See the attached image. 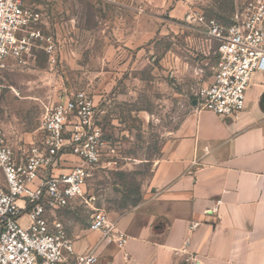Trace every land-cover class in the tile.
<instances>
[{"label":"rangeland","instance_id":"1","mask_svg":"<svg viewBox=\"0 0 264 264\" xmlns=\"http://www.w3.org/2000/svg\"><path fill=\"white\" fill-rule=\"evenodd\" d=\"M42 14V42L0 68V127L17 152L42 138L46 108L67 93L93 101L105 155L91 169L83 200L57 211L72 238L91 208L123 213L141 202L160 147L212 75L205 24H228L234 0H26ZM65 172L80 161L62 157ZM4 180L0 171V189Z\"/></svg>","mask_w":264,"mask_h":264},{"label":"built area","instance_id":"2","mask_svg":"<svg viewBox=\"0 0 264 264\" xmlns=\"http://www.w3.org/2000/svg\"><path fill=\"white\" fill-rule=\"evenodd\" d=\"M234 5L228 24L213 19L205 24L203 46L212 49L215 63L210 81L194 94L198 110L225 120L243 111L253 74L264 75V0H234ZM41 17L26 0H0V68L9 59L22 60L40 42L45 51L53 47L41 33ZM94 110L84 91L66 93L46 108L42 138L27 151L9 145L0 127V264H96L92 251L75 252L57 215L76 200H92L85 197L87 180L106 146ZM67 154L80 164L57 172ZM88 230L102 242L125 245V236L100 208H91Z\"/></svg>","mask_w":264,"mask_h":264},{"label":"crops","instance_id":"3","mask_svg":"<svg viewBox=\"0 0 264 264\" xmlns=\"http://www.w3.org/2000/svg\"><path fill=\"white\" fill-rule=\"evenodd\" d=\"M106 213L123 248L67 228L75 252L92 251L96 264H264V75L253 74L243 111L228 120L193 100L162 142L140 204Z\"/></svg>","mask_w":264,"mask_h":264}]
</instances>
